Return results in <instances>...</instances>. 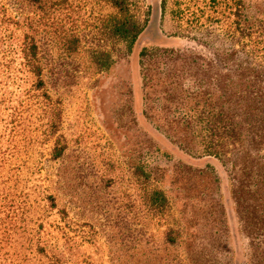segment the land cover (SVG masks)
Wrapping results in <instances>:
<instances>
[{
	"label": "rangeland",
	"instance_id": "obj_1",
	"mask_svg": "<svg viewBox=\"0 0 264 264\" xmlns=\"http://www.w3.org/2000/svg\"><path fill=\"white\" fill-rule=\"evenodd\" d=\"M131 1L147 21L142 46L164 43L147 61L150 88L140 90L135 60L109 28L117 8L104 0L55 4L37 36L45 89L23 71L7 87L33 88L35 101L24 112L19 159L6 164L32 203L21 264H264V147H237L222 164L206 158L201 123L184 131L174 122L190 109L229 110V85L248 65L247 34L264 48V0H240L238 23L230 3L165 0L163 10L161 0ZM2 3L17 13L12 0ZM256 53L252 63L264 71ZM55 146L64 148L57 159Z\"/></svg>",
	"mask_w": 264,
	"mask_h": 264
},
{
	"label": "trees",
	"instance_id": "obj_2",
	"mask_svg": "<svg viewBox=\"0 0 264 264\" xmlns=\"http://www.w3.org/2000/svg\"><path fill=\"white\" fill-rule=\"evenodd\" d=\"M66 1L12 0V4L17 6L16 14L9 12L6 3L0 4V264H21L22 238L26 228L22 224L26 221L25 213L30 212L29 208L27 210L28 204L32 206L28 195L22 194L20 190L22 188L19 173L13 174L14 169L7 167L6 164L10 158L19 159L18 143L23 130L24 112L27 110L33 112L35 109L34 95H28L33 88L18 85L16 91L7 89V87L16 84V73L23 71L36 78L32 84L34 89H45V65L37 37L38 28L42 19L51 20L52 8L55 4H63ZM104 1L112 3L117 8V14L109 28L133 56L137 76L142 80L140 90L144 91L150 88V82L153 80L147 63L148 58L161 52V46L164 43H161V46H142V42L146 40L147 21L136 16L131 0ZM213 1L217 4L230 3L232 8L230 13L235 17L232 22H239L237 17L240 14V0ZM165 3V0H161L163 10ZM24 6L34 7V9L29 13L24 10ZM37 9L43 10L45 16H38ZM221 10L217 8L219 14ZM247 35L250 38L248 65L244 67L239 80H233L229 85V102L231 103L229 110L226 112L221 106H217L218 108L214 107L212 110L205 108L197 114L191 113L190 115V110H193L190 109L186 117L174 120L177 126H182L180 130L184 131L192 127L191 123H201L204 130L201 142L206 158L222 164L225 162L222 157H229L237 147L240 151L264 147V71L252 63L259 57L256 53L257 48L263 56L264 48L258 47V40H252L251 32ZM160 38L163 37L160 35ZM247 73H254L255 80H247ZM43 94L50 98L47 92L44 91ZM141 98L145 105L151 99L148 92H142ZM53 127L50 125L51 132H53ZM154 137L172 151L183 156V159L194 162L187 156L188 153L184 151L182 145H177L173 138L164 134H156ZM181 140L186 141V137ZM63 152L64 148L55 146L52 154L57 159L63 155ZM155 194L164 195L160 191H156ZM163 197L166 198L165 195ZM48 199L52 201L51 206H54V197L49 195ZM39 250L46 253L44 246L40 245Z\"/></svg>",
	"mask_w": 264,
	"mask_h": 264
}]
</instances>
